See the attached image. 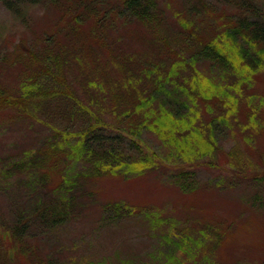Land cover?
<instances>
[{
  "label": "trees",
  "instance_id": "trees-1",
  "mask_svg": "<svg viewBox=\"0 0 264 264\" xmlns=\"http://www.w3.org/2000/svg\"><path fill=\"white\" fill-rule=\"evenodd\" d=\"M22 1L42 7L46 26L39 29L38 22H30L24 9L16 6L11 10L23 35L9 51L12 36L0 34V133L19 130L30 137L42 127L51 129V138L40 139L46 146L39 150L13 145L14 151L2 156L0 195L7 197L10 182L23 173L49 177L58 166L49 163L51 150L64 156L61 163L81 167L85 180L102 174L128 179L156 173L159 180L175 184L176 197L196 191V168L201 164L211 171L221 168L216 161L224 153L215 126L238 121L235 106L243 102L241 89L250 86L254 73L264 67L243 69L264 51V20L259 15L231 26L221 14L217 21L225 17V22L217 27L201 22L199 16L210 8L214 11L217 3L250 12L252 0H189L187 12L177 7L179 0H162V6L160 0H112L103 9L97 7L99 0ZM169 11L177 25L175 35L164 26L163 14ZM176 40L183 47L174 50ZM232 74L236 81L229 77ZM243 97L250 110L247 125L239 129L244 134L254 127L257 112ZM210 108L217 115L203 124L202 110L207 113ZM148 133L160 141V152L142 144V135ZM250 141V136L244 138L245 143ZM226 158L231 170L239 167L231 153ZM171 166L175 173L169 171ZM54 194L30 217L16 212L10 220L0 235L13 245L9 256L30 264L21 253L29 229H52L68 221L76 198L63 193L61 183ZM90 197L81 195L79 207ZM251 201L257 203V196ZM167 203L168 198L162 205ZM197 206L183 208L186 216L179 217L177 203L164 209L150 201L116 200L104 205L107 215L100 222L132 217L133 226L145 228L154 241L143 261L127 259L121 264H181L204 247V232L184 227L191 225L189 217ZM0 264H7L1 255Z\"/></svg>",
  "mask_w": 264,
  "mask_h": 264
},
{
  "label": "rangeland",
  "instance_id": "rangeland-1",
  "mask_svg": "<svg viewBox=\"0 0 264 264\" xmlns=\"http://www.w3.org/2000/svg\"><path fill=\"white\" fill-rule=\"evenodd\" d=\"M163 4L162 0L158 2L159 6ZM252 5L254 9L249 12L246 7L223 8L221 3H217L214 11L210 8L209 11L200 12L199 20L217 27L224 24L225 17L231 21V26L241 21L247 23L264 13V0H253ZM16 6L24 9L25 17L30 22L35 24L38 22L39 29L46 26L40 5H26L22 0H0V34L6 37L12 36V41L7 46L9 51L17 44L18 37L24 33L23 28L17 25L11 10ZM187 6H191L189 0L177 2V7L181 8L182 12H187ZM221 14L225 17L218 22ZM163 15L166 17L165 28L175 35L177 25L170 11ZM133 25L140 29L143 26L140 23H133ZM203 30L204 27L202 32ZM180 47L183 45L176 40L174 50ZM110 51L115 60L114 49L111 48ZM254 74V78L250 80L251 85L244 87V91L241 89L240 96L243 102L235 106L238 121L231 120L228 123L220 121V124L215 126L217 143L219 142L218 146L224 153V158L216 161L221 168L211 171L206 163L196 168L195 181L198 186L196 191L176 197L178 191L175 184L171 185L163 181L164 178L159 180L156 173L128 179L102 174L85 180L82 177L84 170L78 165H68L71 178L77 181L73 195L78 196L81 193L82 197L86 195L91 197L81 207L78 205L77 197L70 209L69 219L64 224L52 229L48 226L42 229L39 226L30 228L22 241L26 248L24 251L21 248V253L25 255L27 261L30 264H95L98 262L121 264L127 259L143 261L147 258L150 247L154 245V241L151 240L145 228L137 224L133 226L132 217L112 224L100 222L101 217L107 215L104 205L107 202L121 200L128 204L150 201L164 209H170L173 203H177L179 217L186 216L183 208L187 209L198 204L195 208L196 214L189 217L191 225L184 227L196 232V220L210 222L211 225L204 223L198 225L199 231L206 230L208 239L203 248H196L194 255L183 258L181 264H264V202L251 203V197L255 194L263 197L264 201V67ZM229 77L232 81H236L235 75L232 74ZM9 81L6 77V83ZM10 90V95L13 96L14 91L11 88ZM243 96L249 98L250 106L257 112L253 122L254 127L244 134L239 129L247 125L250 110ZM260 101L261 105H259ZM45 111L49 110L45 109ZM201 115L202 123L206 124L212 120V116L217 115V111L213 112L210 108L207 113L202 110ZM56 118L60 120V117ZM51 122L53 126L56 121ZM50 133V128L42 127L29 133L30 137L19 130L0 133V160L4 154L14 151L13 145L18 148L38 147V150L45 147L46 143H41L40 139L47 141L51 138ZM249 136L251 141L245 143L244 138ZM141 139L142 144L148 146L150 151L155 150V153L161 151L160 141L153 134H144ZM140 149L148 153L143 146H140ZM229 151L232 152L236 164H239V167H235L234 170L228 166L226 154ZM60 161L59 158L57 162L60 163ZM169 171L175 173L172 166ZM60 178V169L53 171L47 180L37 173L14 178L9 184L7 197L0 195V235L11 223L10 220L16 212L30 217V213L38 207L39 203L46 200L44 195L51 192L55 187L53 184L57 180L60 181ZM82 185L84 187L81 190ZM167 198L169 203L162 205ZM199 210L210 213H198ZM228 228L231 229L228 230ZM215 230H218V233ZM225 231L228 233L223 235ZM12 247L8 238L4 240L0 238V255L7 264H26V260L17 261L12 258V255L9 256V250Z\"/></svg>",
  "mask_w": 264,
  "mask_h": 264
},
{
  "label": "bare ground",
  "instance_id": "bare-ground-1",
  "mask_svg": "<svg viewBox=\"0 0 264 264\" xmlns=\"http://www.w3.org/2000/svg\"><path fill=\"white\" fill-rule=\"evenodd\" d=\"M258 65H263L264 64V51L263 52H260L256 55H254V58L250 61H247L243 67V69L245 67H254ZM231 76V75H230ZM81 168V167H80ZM82 169V168H81Z\"/></svg>",
  "mask_w": 264,
  "mask_h": 264
}]
</instances>
